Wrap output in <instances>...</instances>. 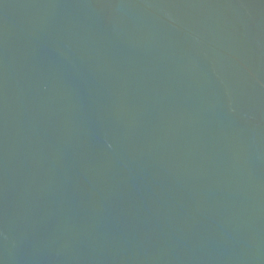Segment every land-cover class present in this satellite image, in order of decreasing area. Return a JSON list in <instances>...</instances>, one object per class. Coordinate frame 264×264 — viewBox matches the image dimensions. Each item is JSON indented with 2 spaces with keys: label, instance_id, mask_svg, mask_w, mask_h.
Returning a JSON list of instances; mask_svg holds the SVG:
<instances>
[{
  "label": "water",
  "instance_id": "obj_1",
  "mask_svg": "<svg viewBox=\"0 0 264 264\" xmlns=\"http://www.w3.org/2000/svg\"><path fill=\"white\" fill-rule=\"evenodd\" d=\"M0 264H264V0H0Z\"/></svg>",
  "mask_w": 264,
  "mask_h": 264
}]
</instances>
